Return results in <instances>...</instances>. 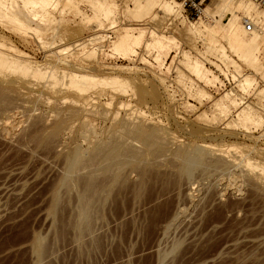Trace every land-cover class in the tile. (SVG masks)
Returning a JSON list of instances; mask_svg holds the SVG:
<instances>
[{"label":"rangeland","instance_id":"374dc122","mask_svg":"<svg viewBox=\"0 0 264 264\" xmlns=\"http://www.w3.org/2000/svg\"><path fill=\"white\" fill-rule=\"evenodd\" d=\"M59 1H5L32 33L0 19L10 53L56 72L0 67V264H264V62L207 43L189 0ZM202 8L226 30L222 0ZM126 31L134 56L112 50Z\"/></svg>","mask_w":264,"mask_h":264},{"label":"bare ground","instance_id":"6f19581e","mask_svg":"<svg viewBox=\"0 0 264 264\" xmlns=\"http://www.w3.org/2000/svg\"><path fill=\"white\" fill-rule=\"evenodd\" d=\"M5 1L6 0H0V19L4 18V19L9 20V22L13 23L12 25L15 27V29H17V31L19 30V32L32 33L31 31L32 30L34 31L35 28L26 24L25 22H22L18 18L19 16L16 17V15H15L16 13L11 14L12 9H10L11 7L7 6L8 3ZM54 1L55 0H26V2H28V4L31 3L33 10L35 8H39L38 11H40V12L35 11L37 16H40L38 14L41 13L42 10L47 9L49 6L53 7V5H54L53 3H56ZM57 1H59V0H57ZM71 2H72V0H71ZM75 2H77V1H75ZM5 3L7 5H5ZM104 3L107 4L108 2L106 0H93V1H91V5L93 6V8H97V7L100 8ZM108 4H109V6H108ZM108 4H107V6L109 8L107 7L106 9H104V11L107 13H110L111 10H113V8L111 7V3H108ZM256 5L259 7V5L256 2H254L253 0H222V11L225 12V14L228 13L230 15V18L227 21V26H226L225 31H223L218 26L216 21H214L211 18H208L207 13L203 12V8H201V10H200V14L198 15L199 18L197 17V20L190 21V26L195 32H197L198 34L203 36L204 39L207 41V43H213L215 41H219V39L222 38L223 40H221V42L225 41L226 44L228 45V48L231 47L232 48L231 50H233L235 53H237L241 57L250 58L251 60H259V61L264 62V26H263L264 25V13L263 12L259 13ZM46 12H48V11H46ZM241 14H244L245 16H243V18H242L240 16ZM45 15H47V13ZM201 15H202V17H200ZM44 16H42V17L44 18ZM48 16L49 15H47L46 17H48ZM93 19H94V17H93ZM242 19L243 20L251 19L253 21V24H254V29H252L250 32L246 31L244 28V24L240 23ZM210 20H212V21H210ZM257 24L260 26V28L257 26ZM157 37L158 36H156V43L162 49L169 48L172 46L178 47V42L176 41V39L172 35H160L158 38ZM93 40L97 41L98 39L97 40L93 39ZM141 40H142V32H139L137 34L136 33L132 34L128 31H126V32L122 33L117 40L112 41L113 42L112 50L115 53H119L120 55H122L124 57H127L128 55L134 56V55H136V52H137L136 49L140 45ZM89 42L87 41L88 44H90ZM76 44H78V46H82L85 44V42L81 45L79 44V42L78 43L76 42ZM88 44H87V46H88ZM84 46H86V45H84ZM7 47H9V48H7ZM7 49L12 50L13 48L0 42V67H4V68L10 69V70L22 73L21 75H23V73L28 74V75L29 74H33V75L42 74V76H43V74L44 75L48 74V77L51 76V77L56 78L55 70H53V69L47 70L46 69L47 67H45L43 63L42 64L36 63V61H34L33 58L27 57V56H22L21 54H17V53L12 54ZM90 52H92V50ZM117 68L123 69V68H127V67L119 65ZM112 69H114V68H112ZM204 69H206V68H204ZM61 71H62L63 77L65 76L66 78H68L67 81L70 82V83H68V85L70 84L69 86H71L72 88H75L79 91L87 90L91 86L93 87V85H96V83H98V84L101 83L102 85H105V87H106V85H108L107 87L108 88L111 87V91L113 90L114 92L118 91V90L124 91V88H125L123 85L125 82V79L120 78L119 76H116V75L98 76V75L93 74V73H84V72L82 73L79 70H78L79 72H76L75 70H74V72H70V71L66 72L65 70L64 71L61 70ZM114 71H115V69H114ZM206 76L209 79L208 74H206ZM52 80H53V78H52ZM204 94H206V93L204 92ZM238 115L243 116L244 119H246L247 117L251 118L250 117V109L245 106L238 113ZM240 116H238V117H240ZM143 132H145V131H143ZM140 135H142V134L140 133ZM200 147L201 146H199V148ZM206 147H209V146L206 145ZM197 149H198V147H197ZM189 152H191V151H189ZM248 160H250V159H248ZM247 164L252 165L251 162H248ZM186 170H188V169H186Z\"/></svg>","mask_w":264,"mask_h":264},{"label":"built area","instance_id":"2783aa9c","mask_svg":"<svg viewBox=\"0 0 264 264\" xmlns=\"http://www.w3.org/2000/svg\"><path fill=\"white\" fill-rule=\"evenodd\" d=\"M256 2L259 6H264V0H253ZM184 4H188V0L184 1ZM189 7L193 10V13L198 16L200 14V10L202 8V0H189ZM244 28L246 31L250 32L252 29H254V24L251 19L244 20L243 22Z\"/></svg>","mask_w":264,"mask_h":264}]
</instances>
